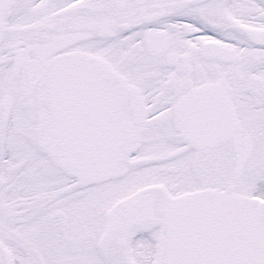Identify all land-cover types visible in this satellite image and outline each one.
<instances>
[{"label":"snow or ice","instance_id":"6c2138e0","mask_svg":"<svg viewBox=\"0 0 264 264\" xmlns=\"http://www.w3.org/2000/svg\"><path fill=\"white\" fill-rule=\"evenodd\" d=\"M0 264H264V0H0Z\"/></svg>","mask_w":264,"mask_h":264}]
</instances>
